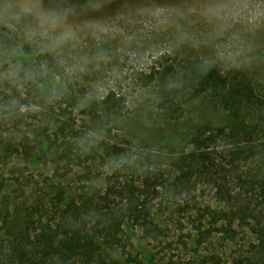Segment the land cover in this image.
Returning <instances> with one entry per match:
<instances>
[{
    "label": "rangeland",
    "instance_id": "374dc122",
    "mask_svg": "<svg viewBox=\"0 0 264 264\" xmlns=\"http://www.w3.org/2000/svg\"><path fill=\"white\" fill-rule=\"evenodd\" d=\"M0 49V75H13L15 61L29 62L54 98L69 102L79 125L89 119L83 105L115 90L128 104L117 130L134 143L163 146L152 152V166L165 186L145 217L125 218V256L138 264H264V137H256V156L238 168L229 167L230 145L220 140L211 145L215 175L181 174L202 124H233L219 101L183 88V62L216 63L229 76L251 80L263 95L264 0H0ZM167 96L185 106L183 117H165L159 102ZM7 110L2 140L9 138L14 149L0 165V264H11L10 240L25 228L30 208L32 232L58 222L64 206L58 189L79 185L82 174L76 168L67 176L50 155L30 162L22 153L25 123L11 124ZM123 172L99 168L87 182L103 192L108 178ZM224 175L230 202L216 191Z\"/></svg>",
    "mask_w": 264,
    "mask_h": 264
},
{
    "label": "trees",
    "instance_id": "16d2710c",
    "mask_svg": "<svg viewBox=\"0 0 264 264\" xmlns=\"http://www.w3.org/2000/svg\"><path fill=\"white\" fill-rule=\"evenodd\" d=\"M183 63V88L219 101L233 124L221 127L207 121L197 129L190 142L192 149L182 159V176L191 179L197 170L215 175L218 165L211 145L220 140L229 142V167L235 169L249 162L257 154L256 137H264V94L258 93L251 80L239 74L229 76L216 63L201 58H188ZM15 64L13 75H0V87L7 92L5 95L0 88V165L7 163L8 152L14 149L9 138L2 140L5 106L11 124L17 127L25 123L27 130L20 132L22 153L30 157V162L50 155L56 168L67 176L70 172L76 174V168L82 174L79 185H60L58 198L64 206L58 222L32 232L30 221L34 222L35 214L30 213V208L25 228L10 240L7 261L138 264L121 251L127 245L123 223L126 217H145L150 202L165 186L163 176L152 166V152L158 153L156 148L163 150V146L149 140L134 143L117 130L115 123L128 108L123 94L112 90L98 104L83 105L89 119L82 126L69 102L54 98L46 78L32 74L29 62ZM159 108L172 120L186 112L185 106L170 96L160 100ZM104 167L115 175L119 171L124 174L108 178L103 192L92 190L87 181ZM227 177L221 176L216 191L221 199L230 202L233 192ZM239 211L246 214L245 210Z\"/></svg>",
    "mask_w": 264,
    "mask_h": 264
}]
</instances>
